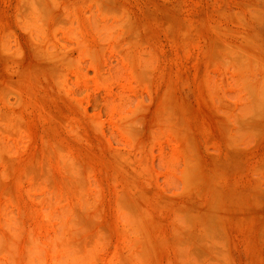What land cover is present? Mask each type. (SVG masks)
Wrapping results in <instances>:
<instances>
[{"label": "rangeland", "instance_id": "obj_1", "mask_svg": "<svg viewBox=\"0 0 264 264\" xmlns=\"http://www.w3.org/2000/svg\"><path fill=\"white\" fill-rule=\"evenodd\" d=\"M0 264H264V0H0Z\"/></svg>", "mask_w": 264, "mask_h": 264}]
</instances>
